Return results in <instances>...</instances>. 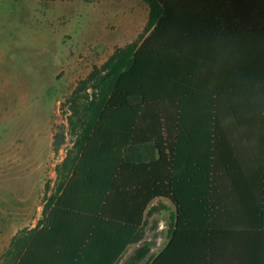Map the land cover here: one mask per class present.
Wrapping results in <instances>:
<instances>
[{"label": "trees", "instance_id": "obj_1", "mask_svg": "<svg viewBox=\"0 0 264 264\" xmlns=\"http://www.w3.org/2000/svg\"><path fill=\"white\" fill-rule=\"evenodd\" d=\"M145 1L150 11L143 31L95 66L69 99V124L81 132L78 152L70 166L64 163L66 179L45 206L43 220L12 238L4 257H13L14 264H117L129 245L143 239L153 201L167 199L176 207V230L182 223L211 221L224 204L226 183L233 182L218 180L216 173L243 171L201 162L196 149L192 163H185L186 149L178 142L193 136L184 128L185 100L202 94L209 70L196 62L201 55L193 44L217 30H264V0ZM240 54H250L256 64L236 69L240 78L263 94L264 51ZM173 122L183 129L173 131ZM62 142L57 133L56 151ZM258 170L264 172V165ZM108 205L123 215L108 216ZM90 214L108 216L110 223H69L75 215L89 221ZM117 224L123 230L109 241V228ZM169 250L170 245L157 262ZM150 253V244L143 243L124 264H140Z\"/></svg>", "mask_w": 264, "mask_h": 264}, {"label": "rangeland", "instance_id": "obj_2", "mask_svg": "<svg viewBox=\"0 0 264 264\" xmlns=\"http://www.w3.org/2000/svg\"><path fill=\"white\" fill-rule=\"evenodd\" d=\"M149 11L145 0H0V264H14L4 257L12 238L43 220L66 179L64 163L77 155L81 132L69 124L71 95L138 37ZM150 207L139 244L149 243L151 253L140 264L165 244L167 228L160 233L159 226L170 222L168 204Z\"/></svg>", "mask_w": 264, "mask_h": 264}, {"label": "crops", "instance_id": "obj_3", "mask_svg": "<svg viewBox=\"0 0 264 264\" xmlns=\"http://www.w3.org/2000/svg\"><path fill=\"white\" fill-rule=\"evenodd\" d=\"M204 36L208 38L194 43L193 50L201 55L196 62L209 70L202 94L185 100L184 128L193 136L184 135L178 144L186 149L185 163H192L196 149L200 150L201 162L214 161L222 169L224 165H239L243 171L216 173L218 180L233 182L226 183L224 204H219L211 221L182 223L176 230V207L167 199H156L171 208L170 222L160 223V233L167 228L166 242L148 264H264V172L258 170L264 165V93L259 94L258 86L241 79L236 70L256 65L250 54L240 52L264 51V30L245 33L223 29ZM171 127L173 131L183 129L176 122ZM215 148L217 153L210 154ZM112 206L108 205V216L123 215L122 210ZM108 216L90 214L89 221L85 216L77 221L75 215L69 223H110ZM118 229L123 230L118 224L111 225L109 241ZM139 243L129 245L117 264H124L133 253L128 256L131 246L138 247ZM168 245L169 256L157 262Z\"/></svg>", "mask_w": 264, "mask_h": 264}]
</instances>
